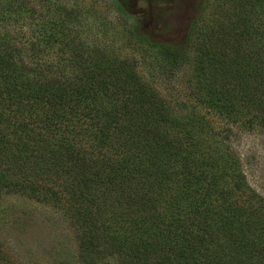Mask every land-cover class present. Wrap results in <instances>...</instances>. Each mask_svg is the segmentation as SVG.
Here are the masks:
<instances>
[{
    "label": "trees",
    "instance_id": "obj_1",
    "mask_svg": "<svg viewBox=\"0 0 264 264\" xmlns=\"http://www.w3.org/2000/svg\"><path fill=\"white\" fill-rule=\"evenodd\" d=\"M237 12L204 25L191 94L264 133V28ZM58 33L66 65L78 67L63 81L40 82L0 48V212L5 195L50 205L69 226V264H101L108 251L122 264H264V198L205 115L192 105L180 122L131 60L76 53ZM150 45L172 65L188 60L185 44Z\"/></svg>",
    "mask_w": 264,
    "mask_h": 264
},
{
    "label": "rangeland",
    "instance_id": "obj_2",
    "mask_svg": "<svg viewBox=\"0 0 264 264\" xmlns=\"http://www.w3.org/2000/svg\"><path fill=\"white\" fill-rule=\"evenodd\" d=\"M118 1L0 0V48L9 47L13 58L20 57L23 65L34 68L32 73L40 82L63 81L78 70L77 66L70 69L66 65L68 51L60 50L55 40L58 32L64 34L59 38L66 36L64 42L76 53L82 51L102 61L131 60L142 81L155 92L157 103L166 105L172 117L182 122L184 111H192V105L205 115L213 127L215 141L239 160L247 184L264 198V133L239 127L214 112L209 103H195L191 94L196 84L194 57L205 38L204 25L214 26V19L221 13L240 11L252 23L258 16L256 22L264 28V0ZM252 10L257 14L249 15ZM41 31H52L53 35L42 39ZM53 31L58 33L57 38ZM151 42L168 47L185 44L188 60L179 58L172 65L161 47ZM22 116L27 124L28 115ZM30 129L34 133L39 130L34 126ZM1 198L6 210L0 212V264H69L73 255L69 226L50 205L26 195ZM161 227L171 231L174 224ZM172 236L176 251L180 250L184 233L180 235L178 228ZM141 239L147 240L145 236ZM104 255L101 264H122L118 254L108 251Z\"/></svg>",
    "mask_w": 264,
    "mask_h": 264
}]
</instances>
